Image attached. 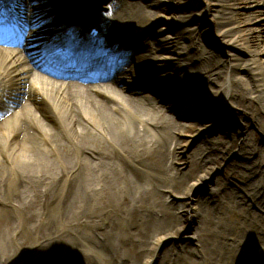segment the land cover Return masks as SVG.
Wrapping results in <instances>:
<instances>
[{"label":"bare ground","instance_id":"6f19581e","mask_svg":"<svg viewBox=\"0 0 264 264\" xmlns=\"http://www.w3.org/2000/svg\"><path fill=\"white\" fill-rule=\"evenodd\" d=\"M12 1L21 9L23 51L35 70L22 66L17 49L0 45V264H264V216L252 210L264 211V153L246 138L249 128L264 134V0H209L224 8L213 28L197 17L204 12L194 15L200 0H176V6L106 0L99 7L110 13L93 16L116 31L103 35L101 48L112 53L106 63L127 62L129 73L119 70L112 83L96 85L95 77L113 68L101 62L98 76L81 73L93 80L86 87L58 86L34 59L55 60L59 40L70 45L77 34L67 26L88 22L92 0ZM253 7L249 15L241 12ZM215 34L234 48L228 66L196 43L212 46ZM154 35L155 50L146 42ZM238 51L248 54V65L240 66ZM140 79L155 85L154 95L137 94ZM206 86L220 88L234 126L246 125L203 137L183 171L178 156L192 143L180 137L190 127L167 111L178 110V118L207 113L210 128L224 109L199 102V94L209 98ZM160 98L167 107L156 104ZM220 167L228 171L225 179L197 195ZM57 215L63 233L40 230L39 223Z\"/></svg>","mask_w":264,"mask_h":264},{"label":"rangeland","instance_id":"374dc122","mask_svg":"<svg viewBox=\"0 0 264 264\" xmlns=\"http://www.w3.org/2000/svg\"><path fill=\"white\" fill-rule=\"evenodd\" d=\"M140 3L141 0H138ZM150 1V4H158L161 0H148ZM163 1V0H162ZM168 2V4L176 6V0H166ZM143 4V3H142ZM199 6L196 8V11L194 12V15H196L197 13H202L204 12L203 15L201 16H197L201 19H204V28L210 26H213L212 20L214 18L218 19L221 18L223 12H224V8L221 7V5H217V4H210L209 0H200L199 1ZM210 6V11H208V7ZM163 9H166V7H163ZM256 9V8H255ZM254 7L253 8H248V9H241L243 13H245L246 15H249L250 13L254 12ZM97 10H100L99 7ZM149 12H155V9H148ZM166 23L168 22L167 20L165 21ZM222 22V21H221ZM213 28V27H212ZM172 30V29H171ZM216 31H218V29H216ZM144 32V31H143ZM217 33V32H215ZM218 34V33H217ZM263 35V40H264V32L262 33ZM213 43H215L212 46L207 45L206 41L203 40H196V43L198 45V47H202L205 49L210 50L211 52H213L221 61L222 64L225 66H228V64L232 61L231 60V50L233 51V47L231 46V43H226L224 42L220 36H217L216 34L214 35V39H213ZM147 45L150 46V49L155 50L156 48V38L155 35L153 37H151L150 39L146 40ZM190 45H192V42L189 43ZM261 46H263V43L261 44ZM196 48V47H194ZM235 51V50H234ZM238 55V59H240L241 61L239 62L240 66H245L249 64V60L250 57L248 56V54L242 52V51H238V52H234ZM18 57L23 61V65L25 68L27 69H33L32 64H30V59L27 56L26 52H22L18 51L17 53ZM124 60V59H122ZM128 63L127 62H116L114 64V68L113 70H109L108 72H106V76L104 77V79L101 81L102 84H107V83H112V81L114 80L115 75L118 73L119 70H122L124 74H128L129 73V68H128ZM218 72L221 73V76L229 78L228 73H226L227 71L221 67V69H218ZM227 75V76H226ZM232 78H237L238 76L232 75L230 76ZM29 81L42 87L41 82H39V79H35L33 77H31V75L29 76ZM146 79H140L137 80V84H136V92L137 94H140L142 96H152L154 95L153 93L157 91L156 87L154 84L149 83V82H145ZM53 82L55 84H57L58 86L62 85V81H58V80H53ZM82 86V85H81ZM112 86V85H111ZM85 87V86H83ZM167 88V87H166ZM219 87H212V86H206V92L209 95V98L206 100L204 99V95L203 94H199L200 97V101L202 104H204V107L207 106H218L224 109V111H222L224 113L223 117L218 119L217 122H214V125L209 127H205L206 124H208L210 121H208L207 119H213L212 116H207L206 114V118L203 117H198V115H194L191 112L185 111L184 113L180 114L181 117L178 118L177 116V111L174 109V111L170 110L167 111V114H171V116L176 119L179 123L186 125L187 127H190V129H187L186 133L180 137L182 141H191L192 145L190 144L188 147V151L186 152V154L180 153L178 156V162H177V168L180 170L185 171L186 170V163H187V159L189 157V154H191L192 152L195 151L197 144H199V142H201L203 137H207L209 139H213V138H217L220 134L215 132V130H224L227 131L229 133H234L236 132L237 125L238 124H243L246 125L242 120H238V122L236 123V125L234 126V122L237 121V119H235V115L233 113H231V110H229V107L225 104H223L220 101L219 95L217 94L219 91ZM143 102L147 103L146 99L142 100ZM204 101V102H203ZM198 102V103H199ZM159 106H166L167 105V101L164 100L163 98H160L159 102L156 103ZM167 107V106H166ZM168 110V108H167ZM204 110V109H203ZM202 111V110H201ZM208 110H204V112H207ZM202 115H204L202 113ZM134 121V120H133ZM136 122V121H135ZM137 124V123H136ZM203 127L202 131L201 128ZM246 129V128H245ZM200 131V132H199ZM248 135L246 136L247 141H248V145L249 148H256L261 150L264 153V134L262 132H259L257 130H253V129H248ZM245 135H242V133L240 132L239 134H237V137L241 138L244 137ZM264 155V154H263ZM233 159L228 158V160L226 161L228 164L232 162ZM242 161H247L246 159H242ZM228 173L227 170H225V168L223 169V167L220 168H216L213 175H212V179L210 180L209 183L204 184V185H200V187L197 189V195L201 194V195H207L209 194V192L211 191V189L215 188L216 186V180L217 179H221L224 180L226 177V174ZM232 186L233 188H239L240 187V182L239 181H232ZM246 194V193H244ZM243 196V195H241ZM171 200H169L170 202ZM174 203L176 204L177 201H174ZM180 203V202H179ZM179 205V204H177ZM252 210L256 211L258 214L264 216V211L253 206ZM3 218V215L0 214V220ZM44 222L39 223L42 224L40 227L41 231H46L50 226H54L56 228V230H58L60 233H63L66 228L65 227L62 219H61V215H57V216H52L49 220H47L44 224ZM193 234L195 233V229L193 231H191ZM245 234V233H244ZM77 236V235H76ZM73 236V237H76ZM79 239H81V237H78ZM25 239L26 241L31 244L33 242V237L30 235H25ZM186 240V239H184ZM232 241V239H231ZM58 245H63L62 242L56 243L55 244V248ZM13 250L16 251L15 249V245L12 246ZM17 248V247H16ZM198 260V259H196ZM259 260L264 262V254L261 255V257L259 258ZM192 262H195V258H192ZM199 262V260L197 261Z\"/></svg>","mask_w":264,"mask_h":264}]
</instances>
